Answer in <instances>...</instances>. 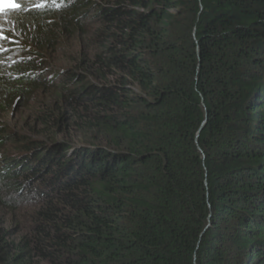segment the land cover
<instances>
[{
  "label": "trees",
  "instance_id": "1",
  "mask_svg": "<svg viewBox=\"0 0 264 264\" xmlns=\"http://www.w3.org/2000/svg\"><path fill=\"white\" fill-rule=\"evenodd\" d=\"M17 2L0 264H264V0Z\"/></svg>",
  "mask_w": 264,
  "mask_h": 264
},
{
  "label": "snow or ice",
  "instance_id": "2",
  "mask_svg": "<svg viewBox=\"0 0 264 264\" xmlns=\"http://www.w3.org/2000/svg\"><path fill=\"white\" fill-rule=\"evenodd\" d=\"M51 4L59 7L57 4V0H41L40 3L35 4V7H44L47 4ZM21 4L17 2V0H0V17L6 16L8 13L13 11H20ZM6 37L3 35V28L0 25V40L5 39Z\"/></svg>",
  "mask_w": 264,
  "mask_h": 264
},
{
  "label": "rangeland",
  "instance_id": "3",
  "mask_svg": "<svg viewBox=\"0 0 264 264\" xmlns=\"http://www.w3.org/2000/svg\"><path fill=\"white\" fill-rule=\"evenodd\" d=\"M2 49V47H0V50ZM55 58H61L62 56L60 55V53L59 52H57L56 54H55V56H54ZM65 58H68V57H65ZM61 66H64L65 64L64 63H61L60 64Z\"/></svg>",
  "mask_w": 264,
  "mask_h": 264
}]
</instances>
